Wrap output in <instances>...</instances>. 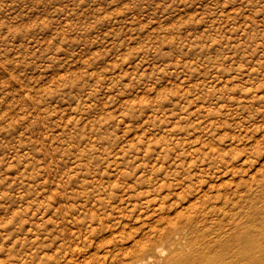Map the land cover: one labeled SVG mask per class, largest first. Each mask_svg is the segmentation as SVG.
<instances>
[{
	"label": "rangeland",
	"instance_id": "obj_1",
	"mask_svg": "<svg viewBox=\"0 0 264 264\" xmlns=\"http://www.w3.org/2000/svg\"><path fill=\"white\" fill-rule=\"evenodd\" d=\"M261 173L264 0H0V264L158 257Z\"/></svg>",
	"mask_w": 264,
	"mask_h": 264
},
{
	"label": "bare ground",
	"instance_id": "obj_2",
	"mask_svg": "<svg viewBox=\"0 0 264 264\" xmlns=\"http://www.w3.org/2000/svg\"><path fill=\"white\" fill-rule=\"evenodd\" d=\"M262 175L255 181V189L236 192L237 203L227 199L220 205L210 200L213 204L201 211L200 216L188 219L189 226L185 224L164 235L155 247L160 256L154 257L145 251L142 258L132 264H164L167 247L172 251L171 264H264Z\"/></svg>",
	"mask_w": 264,
	"mask_h": 264
}]
</instances>
